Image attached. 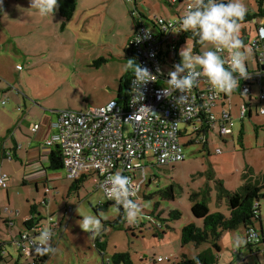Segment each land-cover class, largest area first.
Returning a JSON list of instances; mask_svg holds the SVG:
<instances>
[{"label": "rangeland", "instance_id": "rangeland-1", "mask_svg": "<svg viewBox=\"0 0 264 264\" xmlns=\"http://www.w3.org/2000/svg\"><path fill=\"white\" fill-rule=\"evenodd\" d=\"M262 1L263 4L260 0H242L246 14H257L261 6L264 9ZM183 10L184 3L172 7L168 0H77L73 17L66 21L59 6L54 13L41 15L30 7V0H0V99L5 91L11 99L7 105L0 106V136L3 123L14 114L6 113L12 112L10 106H14L10 93L19 94L23 102L18 115H27L36 107L27 122L39 119L41 110L54 117L53 110H87L113 98L122 100L118 96L119 88L121 82L125 86L130 65L127 44L136 31V19L152 27L159 17L177 20V13ZM263 23L264 16L256 22L238 23L237 35L242 41L244 33L247 34L242 51L250 71L259 68L251 42L258 37V26ZM186 41L193 54L215 50L213 43L205 42L198 53L191 38L181 47ZM218 54L225 62L229 61L226 49ZM162 68L164 72L173 70L170 63L162 62ZM31 93L36 97L34 105L27 98ZM259 93L260 89L254 86L252 113L243 119L241 110L248 102L247 95L232 93L225 105L221 98L217 100L218 107L213 112L219 118L223 110L233 109V133L220 136L219 130H211L205 138L207 141L198 139L192 144H187L190 137H181L185 158L175 164L158 165L152 157L141 161L147 165L148 178L154 179L143 185L136 201L139 212L135 220H129L128 210L123 211L115 203L107 209L94 210L106 199L104 192L96 188L93 176L86 177L74 190L75 179L67 177L63 169H49L50 163L47 172L25 176L21 159L0 158V170L12 176L8 189L0 188V232L8 233L7 238L0 237V247L5 249L0 264L32 262L29 257H25L28 260L21 257L22 251L15 243L16 237L11 236L5 217L16 221L14 233L18 236V231L25 229L24 219L33 213L42 218L37 224L46 226L56 222L58 226L52 241H45L46 260L42 264H113L112 257L117 252L129 253L133 264H175L184 255L194 258L207 249L217 255L214 264H264L262 252L251 253L242 228L222 233L218 241L220 251L211 243L197 246L193 242L183 244L181 240L185 225H203L192 213L194 200L207 196L211 211L229 215L226 199L218 198L219 180L232 191L241 189L246 178L264 185V114L258 111L261 102L256 94ZM43 107L49 110L44 111ZM219 125L216 124V129ZM171 186L174 198L164 194ZM260 202L264 227V199ZM32 207L36 212H32ZM69 208L74 211L71 216L65 213ZM174 210L181 212L180 218H170ZM83 215L101 220L98 234L80 227ZM27 231L33 233L31 229ZM235 237H240L243 243L236 245ZM97 239L104 242L105 251L97 248ZM160 256L171 259L157 261Z\"/></svg>", "mask_w": 264, "mask_h": 264}, {"label": "built area", "instance_id": "built-area-1", "mask_svg": "<svg viewBox=\"0 0 264 264\" xmlns=\"http://www.w3.org/2000/svg\"><path fill=\"white\" fill-rule=\"evenodd\" d=\"M178 1L171 0L173 3ZM190 2L188 0L185 3L179 18ZM179 18L173 21L159 17L153 27L141 21L128 40L127 49L134 64L125 102L113 98L87 110L58 111L51 122L54 133L46 143L60 147L63 170L67 177L78 179L93 176L96 188L104 192L106 201H112L124 210H129L124 207L125 203L136 205L143 185L154 179L148 178L145 172L147 165L142 160L152 157L158 165L175 164L184 160V146L180 141L183 126L199 121L202 113H206L212 120L213 129L220 123L218 130L221 135L231 133L235 124L228 111L223 110L220 119L212 112L224 92L213 89L210 84L201 88L200 82L206 79L205 76L198 77L194 86L184 92L170 89L169 72L163 71L161 52L172 50L173 43L179 39L183 31ZM252 46L257 48L259 61L264 63L263 25L260 26L259 37L252 42ZM227 59L229 61L225 67L230 62V53ZM138 67L147 70L150 77L146 72L141 73ZM246 69L248 75L239 78L238 86L243 94L250 93L252 83H260L264 76V68L257 71ZM259 99L264 101V86ZM7 101V98L0 99V106L6 105ZM258 111L264 114V106ZM247 113L248 107L244 105L241 116L245 117ZM37 127L38 125L34 130ZM117 174L128 178L122 198L119 193H112L119 202L115 198H109L113 188L111 178ZM10 182L9 173L0 170V188L8 189ZM65 213L71 216L74 211L69 208ZM56 226L55 222L50 223V226L33 224L30 228L33 233L22 232L15 243L22 252L33 257L35 249L45 246V240L37 237L47 231L46 241H52ZM249 239H258L256 230H249ZM261 252L264 254V247ZM169 259V256L158 257V261Z\"/></svg>", "mask_w": 264, "mask_h": 264}, {"label": "trees", "instance_id": "trees-1", "mask_svg": "<svg viewBox=\"0 0 264 264\" xmlns=\"http://www.w3.org/2000/svg\"><path fill=\"white\" fill-rule=\"evenodd\" d=\"M170 6H179L182 3L188 1L179 0L177 3L171 2L168 0ZM260 3L263 4V1ZM77 0H58L59 11L62 17L67 21L70 20L76 10ZM180 14L179 12L177 13ZM264 16V9L261 6L259 12L257 14L247 13L240 19L238 23H243L247 21H251L254 18ZM141 20L136 19V29L140 24ZM256 22V21H255ZM156 24V20L153 21V26ZM263 25V24H261ZM258 26V37H259V28ZM152 26V27H153ZM264 26V25H263ZM257 37V38H258ZM191 38L194 42V51L199 53L200 47L205 42H199L196 38H194L190 31H182L179 35V39L173 43V49L167 50L166 52H161V59L163 63H170L172 68L174 69V65L181 62L179 56V50L183 42L187 39ZM256 38V39H257ZM243 42L246 39L248 40L246 32L242 36ZM244 42V43H246ZM252 44V42H251ZM253 50L256 54H258L257 48L253 47ZM224 53V52H223ZM226 66V64H225ZM228 67V66H227ZM129 78L130 74L126 75L125 78V86L122 87V82L119 88L118 96L122 98V101L127 100L128 95V87H129ZM241 96L245 94L240 92ZM260 95V94H259ZM262 103V102H261ZM262 106V105H261ZM246 117V116H245ZM245 117H242L245 118ZM212 120L206 116V113L201 114V119L197 122H192L186 126H183V129L180 133V139L183 136L190 137L187 144H192L197 142L198 139L202 140L208 136V133L213 130ZM191 131L189 132V129ZM220 134V132H218ZM196 136V137H194ZM220 136H224L221 135ZM181 141V140H180ZM207 141V139L205 140ZM207 145V143H205ZM183 161V160H182ZM52 170H60L63 169V162L61 159V150L59 146H56L50 155V167ZM86 177H80L75 179V182L72 184V189L77 190L84 182ZM219 184V199H226L228 207H229V215L221 213L220 211H211L209 202L207 200V196H203L201 200H194L191 210L193 215L201 219L203 221V225L199 226L195 223H189L182 228L181 231V240L183 244H187L193 242L195 245L199 246L203 243H211L212 246L220 251V246L218 241L222 236V233L225 231H232L238 228H242L247 243L251 247V253L259 254L264 247V229L262 226V218H261V199H264V185H261L257 182H252L251 178L245 179V184L239 190H229L223 184L222 180L218 181ZM164 194L166 196H171L174 198L173 188L169 187ZM109 204H114L112 201H106L104 203H100L97 207L94 208L95 211H99L102 209H107ZM121 207V206H120ZM124 211V209L121 207ZM32 212H36L35 207L31 208ZM181 216V212L178 210L171 211L170 218L178 219ZM41 217H36L31 214L30 218L25 222V230L30 229L33 224H37L40 222ZM259 226V227H258ZM254 229L258 233L257 240L249 239V230ZM161 234V233H160ZM21 235V233H20ZM19 235V236H20ZM96 246L101 251H105V244L103 241H99L97 239ZM3 247H0V260L4 259L5 256L2 255ZM35 257H32V262L30 264H42L46 260V255L42 249H37L34 252ZM171 259V257H170ZM169 259V260H170ZM167 260V261H169ZM113 264H133V261L130 257V254L127 252H117L112 257ZM158 261V258H157ZM162 262V261H160ZM217 263V255L210 249L202 251L194 258H189L186 255L177 261L175 264H214Z\"/></svg>", "mask_w": 264, "mask_h": 264}, {"label": "clouds", "instance_id": "clouds-1", "mask_svg": "<svg viewBox=\"0 0 264 264\" xmlns=\"http://www.w3.org/2000/svg\"><path fill=\"white\" fill-rule=\"evenodd\" d=\"M30 7L41 15H47L58 9V0H30ZM246 12L242 0H191L179 18L181 30L190 31L199 42L213 43L215 50L193 54L186 41L179 50L181 62L175 64L174 69L169 72L170 89L184 92L192 88L201 75L207 78L213 89L220 92L230 93L239 86V78L248 75L245 66L246 55L245 51H242L243 41L237 35L238 21L243 19ZM225 49L230 53L228 67H225V60L218 54ZM138 69L141 73H148L150 77L147 70L140 67ZM111 179L113 188L109 198H115L119 202L112 193H119L122 198L128 178L117 174ZM124 207L129 208L126 211L127 218L135 220L139 212L138 206L125 203ZM79 224L83 230L90 233L98 234L101 230V220L97 216L83 215ZM42 239L45 241L48 239L47 231L42 233ZM234 243L240 245L243 241L240 237H235Z\"/></svg>", "mask_w": 264, "mask_h": 264}, {"label": "crops", "instance_id": "crops-1", "mask_svg": "<svg viewBox=\"0 0 264 264\" xmlns=\"http://www.w3.org/2000/svg\"><path fill=\"white\" fill-rule=\"evenodd\" d=\"M263 25H264V23H263ZM242 49L244 50V48H242ZM127 52H128V49H127ZM128 54H129V52H128ZM255 55L258 59V66H259L258 70H262L264 68V63L262 60L259 61L260 54L255 53ZM129 58H130V65H129V69L127 70V74H130V72L133 68V64H134L133 58L131 57L130 54H129ZM223 59H225V58H223ZM226 63H227V61L225 62V64ZM245 66L248 69L250 68V64H249V61L247 58H246ZM206 85H209L207 78L203 79L200 82L201 88H204ZM254 86H256L258 89H260V92H261L262 87L264 86V76L261 79L260 83L259 82H253L252 86H251V92L245 94L248 96V102H246L245 105H247V107H248V114L247 115H249V116H251L252 108H253L252 107V101L254 99ZM235 92H238L240 94L238 87L233 89L230 93H224V96L221 98L224 101V105L226 104V100L229 99L231 94L235 93ZM13 94L14 93H10L11 98L14 100V106H10V108H11L10 111H12V112H6V113L8 115H10V113H14V114H13V118L11 120H8V121L6 120V122L3 123L4 124V126H3L4 130L0 136L1 138H3L2 142L0 144V158H3V160H8V161H12L13 159H19V160L21 159L20 161L23 162V166L26 168L24 170L25 176L37 174V173H40L42 171L47 172L48 163H50L51 152L56 147V146L47 145V143H46L51 138L52 134L54 133V130L51 126V122H52V120L55 119V116L54 117L49 116L48 114H46V112L42 113V110H41L39 119H33V121L27 122V119L30 116V113H34L33 110L36 109V107H33L31 112L27 115L24 113L22 115L21 114L18 115L17 111H20V112L22 111L21 109H22V103L23 102H22L19 94L17 96H13ZM4 98H7L8 102H9V100H11L7 91L4 92ZM27 98L31 101V105H34L36 103L35 102L36 97L33 93H31L30 97H27ZM256 98L259 99V96L257 94H256ZM8 102H7V104H8ZM260 102H261V100H260ZM218 103H219V101H217L215 107H218ZM261 105L264 106V101L261 103ZM3 106H5V105H3ZM256 109H258V108H256ZM47 110H49V109L44 108V111H47ZM56 112H58V111L53 110L54 114ZM212 112H213V109H212ZM228 112L231 114V116L234 115L233 109H230V111H228ZM215 116L218 119H220L222 117L221 116L219 118L216 114H215ZM36 125H38V127H37V129L34 130ZM213 130L218 131V129H216V128ZM231 133H233V128H232ZM1 165L2 164H0V167H1ZM20 171H21V168L16 171L17 176L19 175ZM10 177H11V181H12V176H10ZM5 212H8V211H5ZM0 214H2V211H0ZM29 218L30 217L24 219V221L26 222ZM261 218H262V216H261ZM5 219H6L5 224H7V228L9 229V232L12 234L11 236L16 237L15 240L19 237L20 233L27 231L23 227V229L18 231L19 232L18 236H16L14 233L16 221L12 218L9 220L8 217H5ZM56 225H57V223H56ZM46 226H50V223ZM262 226H263V222H262ZM57 227L58 226H56V228ZM263 229H264V227H263ZM55 230L56 229H54V232H55ZM7 234H8L7 231H1L0 237L1 238H7V236H6ZM34 251H36V249ZM2 255L5 256L4 247H3ZM21 257L22 258L29 257L32 260V256H28L24 252H22ZM33 257H35V256H33ZM25 259L28 260L27 258H25Z\"/></svg>", "mask_w": 264, "mask_h": 264}, {"label": "water", "instance_id": "water-1", "mask_svg": "<svg viewBox=\"0 0 264 264\" xmlns=\"http://www.w3.org/2000/svg\"><path fill=\"white\" fill-rule=\"evenodd\" d=\"M253 20L256 21V18H254ZM244 42H246V39L244 40Z\"/></svg>", "mask_w": 264, "mask_h": 264}]
</instances>
